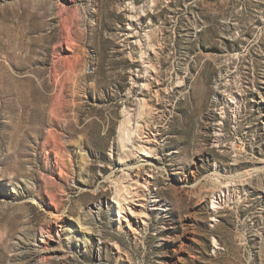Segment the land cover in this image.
I'll return each instance as SVG.
<instances>
[{"label": "rangeland", "instance_id": "374dc122", "mask_svg": "<svg viewBox=\"0 0 264 264\" xmlns=\"http://www.w3.org/2000/svg\"><path fill=\"white\" fill-rule=\"evenodd\" d=\"M35 241L264 264V0H0V264Z\"/></svg>", "mask_w": 264, "mask_h": 264}, {"label": "bare ground", "instance_id": "6f19581e", "mask_svg": "<svg viewBox=\"0 0 264 264\" xmlns=\"http://www.w3.org/2000/svg\"><path fill=\"white\" fill-rule=\"evenodd\" d=\"M149 42V41H148ZM144 64V63H143ZM150 67V66H149ZM154 69V68H153ZM156 71V70H155ZM139 78V77H138ZM153 78V77H152ZM222 78V77H221ZM169 80L171 81L172 80V76L169 77ZM178 80V79H177ZM223 80V79H222ZM179 82L177 81L176 83V88H181V86L178 84ZM136 84H138V81H136ZM147 88V93H152V86L150 84H148L146 86ZM175 88V87H174ZM225 88V87H224ZM215 97H214V100L212 102V107L216 108L219 106V103L221 102V98H220V93H221V90L223 89L222 88V85H221V81H217L216 83V88H215ZM162 93H164V95H166L167 97L171 98L172 96V90L170 89H166L164 91H162ZM156 94V97H159V90L155 93ZM137 95V94H136ZM162 96V95H161ZM222 96V95H221ZM142 112H141V116L143 117L144 112H143V108L144 107H147L149 105V103L147 102V100L143 101L142 102ZM140 129V128H139ZM220 140V135L219 133H217V130H214V134H213V144H218ZM221 142V141H220ZM78 153L79 155H81L82 157L84 156H87L86 155V151L84 150V147H83V144L79 145V148H78ZM151 164V163H150ZM150 179L152 178V176H149ZM148 179V178H147ZM99 206H97L96 208V212L100 209H98ZM82 223L79 222V226H82L81 227V230L82 231H87L89 230V228L85 227L84 225H81ZM83 228V229H82ZM48 234H51V229L47 232ZM84 240H87V235L84 233ZM87 238V239H86ZM46 244V241L44 242ZM87 244V243H86ZM86 247V245H85ZM87 248V247H86ZM50 255L51 252L49 251V249L47 247H45V245H42L41 243H39L38 241H35V244L33 245L32 248H29L27 250V252H25V255H23V260L24 262H26L27 264H40L42 262H46L48 256L47 255Z\"/></svg>", "mask_w": 264, "mask_h": 264}]
</instances>
